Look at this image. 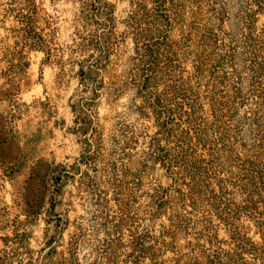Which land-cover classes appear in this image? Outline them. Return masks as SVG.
<instances>
[{"label":"trees","instance_id":"obj_1","mask_svg":"<svg viewBox=\"0 0 264 264\" xmlns=\"http://www.w3.org/2000/svg\"><path fill=\"white\" fill-rule=\"evenodd\" d=\"M9 1L0 136L38 50L59 83L74 69L79 154L50 166L48 197L26 193L23 216L0 201V264H264V0H127L121 31L111 0H71L68 43L39 27L36 0ZM68 184L85 206L73 219L56 210Z\"/></svg>","mask_w":264,"mask_h":264},{"label":"rangeland","instance_id":"obj_2","mask_svg":"<svg viewBox=\"0 0 264 264\" xmlns=\"http://www.w3.org/2000/svg\"><path fill=\"white\" fill-rule=\"evenodd\" d=\"M22 0L16 2L20 5ZM42 9L44 20H40L39 27L50 26L55 28V37L58 41L70 42L73 18L78 4L71 0H36ZM115 3L117 29L123 30L121 23L128 9L127 0H111ZM9 0H0V41L5 40L8 27L14 24L12 14L8 11ZM47 31V29H46ZM125 53L130 51V42L127 39L122 46ZM29 65L24 77L17 81L19 91L14 118L8 125L7 133L0 136V201L10 208L11 215L23 216L25 195L28 194L31 203L36 202L40 194L48 197L49 168L55 164H70L79 154V144L76 137L69 132L72 114L69 109V99L77 85L74 69L66 67L63 83H59L55 64H42L43 53L38 50H29ZM2 79L0 78V84ZM7 107L0 102V112ZM120 106L116 107L119 110ZM100 117L112 112L104 102L97 107ZM107 128L109 121L103 122ZM27 160L19 173L10 174L8 166L18 165L22 156ZM71 184L64 188L60 203L56 206L58 212L69 208L68 216L73 219L83 213L85 206H81L77 199L68 205ZM31 190V192H30ZM67 204H62V202ZM47 202H42V213L36 222L30 226L31 247L35 250L43 246L44 208ZM70 230V229H69ZM66 235V232H65Z\"/></svg>","mask_w":264,"mask_h":264}]
</instances>
